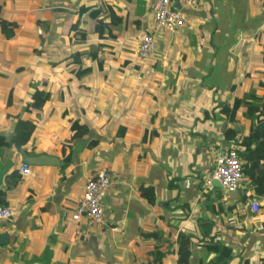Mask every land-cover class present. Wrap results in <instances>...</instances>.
I'll list each match as a JSON object with an SVG mask.
<instances>
[{
    "label": "crops",
    "instance_id": "0c3cea01",
    "mask_svg": "<svg viewBox=\"0 0 264 264\" xmlns=\"http://www.w3.org/2000/svg\"><path fill=\"white\" fill-rule=\"evenodd\" d=\"M24 1L6 6L24 14L13 18L14 38L22 42L32 22L44 53L34 46L23 60L11 45L0 53V203L18 209L13 221H0V235H9L0 264H181V237L190 239V264L216 258L207 246L218 243L232 249L229 264H264V208L255 213L250 204L264 205V196L248 179L224 193L212 178L217 153L242 148L228 130L240 139L256 123L244 106L235 121L223 108L245 93L264 95V0H203L184 10L180 30L157 32L152 0H86L92 7L79 26L86 40L70 43L77 12ZM104 1L122 22L102 37L95 22L108 15ZM150 32L157 46L143 61L138 45ZM80 65L92 71L78 77ZM35 87L51 99L27 110ZM18 120L33 129L23 146L12 140ZM25 153L61 163L28 164ZM102 169L114 182L103 224L74 220L86 182Z\"/></svg>",
    "mask_w": 264,
    "mask_h": 264
},
{
    "label": "trees",
    "instance_id": "16d2710c",
    "mask_svg": "<svg viewBox=\"0 0 264 264\" xmlns=\"http://www.w3.org/2000/svg\"><path fill=\"white\" fill-rule=\"evenodd\" d=\"M8 0H0V31L1 34L7 38L12 39L16 35V30L19 27L18 21L14 19L7 18L4 15V11L7 6ZM105 7L108 9V18H111L110 23L107 22V18H97L95 22V32L99 33L100 36L105 35V29L110 27V24H121L122 19L116 15V12L113 8L109 7V5L104 1ZM91 5L87 3L86 0H83L81 6L77 11V16L74 23L71 26L69 37V43L71 41L76 40H86V33L79 29L81 19L84 13L91 9ZM117 20V21H116ZM42 27H45L43 24H39ZM112 35V31L109 28V35ZM43 43V42H41ZM100 48V45H99ZM35 52L37 54H43L44 51L42 48H36ZM98 52H90V56L97 57ZM74 56L75 60L81 59L82 54L78 52H73L71 56ZM263 60H264V52H263ZM20 69H23L20 68ZM92 71L90 67H83L80 65L78 69L75 71L78 77H82L84 75L89 74ZM51 99V92L45 90L41 87H35V90L32 94V101L27 103V110L33 108H42L47 101ZM246 107L245 116L251 120L256 119V123L252 124L249 134L241 135L240 139H236V130L230 128L228 130V134H230L234 143L240 147L238 150L239 156L244 161V175L245 179L249 180V185H251L257 196H264V95L258 96L256 93H245L242 97L236 98L232 107L226 106L223 108L225 113L229 114V118L232 121H235L237 112L240 107ZM23 120H18L15 134L12 140L18 146H23L28 143L31 138L33 129L32 127L27 131L22 129ZM143 194L150 197V199H154L153 192L150 189H143ZM246 198V197H244ZM260 208H264V205H260ZM209 250L218 253V256L211 261L204 264H229L232 257L233 251L231 248L221 244H209L207 246ZM179 262L181 264H190V239L187 237L179 238ZM264 261V259H263ZM244 264H249V261H245Z\"/></svg>",
    "mask_w": 264,
    "mask_h": 264
},
{
    "label": "built area",
    "instance_id": "2783aa9c",
    "mask_svg": "<svg viewBox=\"0 0 264 264\" xmlns=\"http://www.w3.org/2000/svg\"><path fill=\"white\" fill-rule=\"evenodd\" d=\"M203 0H152L151 10L154 18V31H178L187 23V8L196 7ZM145 33L138 45V58L147 60L156 49L157 33ZM239 147L232 145L226 150L219 151L215 158L212 178L217 180L224 193L234 192L241 188L245 179L244 161L238 153ZM20 170L24 175L30 173L28 164H23ZM114 182L112 174L107 169H102L89 178L83 194L78 198L73 219L76 221L87 218L91 222L101 225L104 222V199ZM211 184V180L208 181ZM253 212H260V203L257 200L250 202ZM18 214V209L0 203V221H13Z\"/></svg>",
    "mask_w": 264,
    "mask_h": 264
},
{
    "label": "rangeland",
    "instance_id": "374dc122",
    "mask_svg": "<svg viewBox=\"0 0 264 264\" xmlns=\"http://www.w3.org/2000/svg\"><path fill=\"white\" fill-rule=\"evenodd\" d=\"M7 3H8V1H7ZM25 4H27V1L23 0V3L21 5L24 7ZM12 6L16 8V7H19V4H13L12 3ZM4 15L7 18L9 17V18L13 19L14 17H16L17 19H20V18L23 17L24 14H21V10L15 11L12 8H9L8 12H7V8H6L5 11H4ZM32 20L35 21L36 18L34 17ZM38 32H39V28L36 27L34 25V23L31 22V24H29L25 28V33L22 35L23 36L22 37V39H23L22 42H19L18 39H16V38L9 39L10 41H8V40L3 41V42L0 41V53H1V51H2V49H3V47L5 45H11L13 50L9 51L10 54L14 55L15 52L16 53L19 52L20 54L25 55L23 60H27L28 57H30L32 55V52H34V50L32 51L31 49L34 46L39 48V46L41 45V42H43L44 35L43 34L39 35L40 33H38ZM18 38H20V36ZM18 42L21 43V44H18Z\"/></svg>",
    "mask_w": 264,
    "mask_h": 264
},
{
    "label": "water",
    "instance_id": "95a60500",
    "mask_svg": "<svg viewBox=\"0 0 264 264\" xmlns=\"http://www.w3.org/2000/svg\"><path fill=\"white\" fill-rule=\"evenodd\" d=\"M34 4L39 8H51L55 6H64L73 12H77L81 6L83 0H33ZM176 6L180 8L179 0H176ZM96 47L93 45L92 50L94 51ZM23 161L28 164L33 165H60V159L48 154H39L36 156H30L29 154L23 155ZM216 182V181H215ZM220 184V183H219ZM221 186V185H220ZM9 240V235L3 233L0 235V243H7Z\"/></svg>",
    "mask_w": 264,
    "mask_h": 264
}]
</instances>
